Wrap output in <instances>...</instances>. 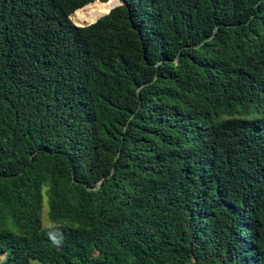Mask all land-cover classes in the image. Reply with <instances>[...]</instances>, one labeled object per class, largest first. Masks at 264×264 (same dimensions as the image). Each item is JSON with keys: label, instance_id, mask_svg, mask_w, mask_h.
I'll use <instances>...</instances> for the list:
<instances>
[{"label": "trees", "instance_id": "16d2710c", "mask_svg": "<svg viewBox=\"0 0 264 264\" xmlns=\"http://www.w3.org/2000/svg\"><path fill=\"white\" fill-rule=\"evenodd\" d=\"M119 1L0 0V264H264V0Z\"/></svg>", "mask_w": 264, "mask_h": 264}, {"label": "rangeland", "instance_id": "374dc122", "mask_svg": "<svg viewBox=\"0 0 264 264\" xmlns=\"http://www.w3.org/2000/svg\"><path fill=\"white\" fill-rule=\"evenodd\" d=\"M72 21L75 24V22H74L75 20L73 19ZM75 25H77V24H75ZM42 222L44 225L49 224V222L47 221V205H46V202H44V206H43V210H42ZM3 257H4V255L0 256V259H3Z\"/></svg>", "mask_w": 264, "mask_h": 264}, {"label": "water", "instance_id": "95a60500", "mask_svg": "<svg viewBox=\"0 0 264 264\" xmlns=\"http://www.w3.org/2000/svg\"><path fill=\"white\" fill-rule=\"evenodd\" d=\"M118 4H120V1H119V0H118V2H117L114 6H116V5H118ZM114 6H113V7H114ZM109 11H110V10H109ZM109 11H108V12H109Z\"/></svg>", "mask_w": 264, "mask_h": 264}]
</instances>
